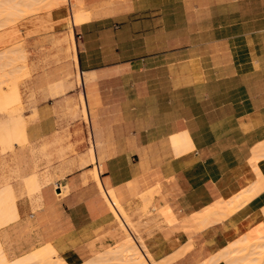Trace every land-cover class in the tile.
I'll return each instance as SVG.
<instances>
[{
  "label": "crops",
  "instance_id": "0c3cea01",
  "mask_svg": "<svg viewBox=\"0 0 264 264\" xmlns=\"http://www.w3.org/2000/svg\"><path fill=\"white\" fill-rule=\"evenodd\" d=\"M82 2L90 19L69 30L77 84L73 89L69 72L44 81L55 99L83 90L87 122L78 117L67 125L66 145L77 156L49 171L54 180L34 171L17 187L29 190L26 179L36 175V196L18 198L9 184L19 218L0 232L5 251L15 259L52 243L73 264L100 254L124 238L101 192L113 189L135 221L149 223L143 236L158 263L227 264L232 242L249 231L264 236V191L239 208L232 202L229 213L235 195L243 201L252 194L241 192L237 172L264 146V0ZM62 104L38 106L30 140L51 143L62 135L52 114ZM20 120L24 135L10 149H20L16 160L26 175L38 165L27 157L25 120L7 118L3 137L12 128L5 124ZM147 208L155 220L142 217ZM257 232L233 246L240 259L249 251L255 257L264 242Z\"/></svg>",
  "mask_w": 264,
  "mask_h": 264
},
{
  "label": "rangeland",
  "instance_id": "374dc122",
  "mask_svg": "<svg viewBox=\"0 0 264 264\" xmlns=\"http://www.w3.org/2000/svg\"><path fill=\"white\" fill-rule=\"evenodd\" d=\"M9 1L11 2L10 6L14 7V8L12 7L10 10L13 9L14 11H16L15 8H17V12L16 13L14 12L15 15L14 14L11 15V16L17 15L16 16L17 18L15 17V20L17 22L15 21L14 24L12 25L14 27L13 33L12 31L7 33L8 31L11 30L10 28H7V27L6 28L3 27V29H0V51H1L0 53L3 52L2 50H7V48L12 50V49H19L20 47L21 49H23V51L21 50L22 53L21 52L19 53H21L22 55H25V59L20 58L21 60H19L18 57H20L21 54L19 56L17 55L18 59L16 58L17 61L15 63L17 62L18 63L16 65H14L15 63H13V66L12 64L10 66H6V63H7L6 61L4 66L5 68L6 67L7 68L6 69L3 68V70L0 72V75L7 74L6 77L4 75V80H9L8 81L9 83L7 82V84H3L4 86L2 85L4 92L5 91L9 92L12 85L17 83L16 85L19 86L21 96H22V105L14 106L12 107L13 109L9 108L7 109V111H5L6 113L5 112L3 113L2 111H0V188L11 184L16 194L18 195V198L22 197L24 194L28 195L29 197H33L37 195V194H34L37 192L29 191L26 188L25 190L17 189V187H21L22 185L21 183H23L25 187V178L31 175L32 173H34V171H37V176L46 175L48 177H52L49 174V171L55 170V167L61 163L70 161L72 159L70 158V155L77 156V153L75 151L70 150V148L66 145V143H68V145L70 144L69 143L70 134L68 132L67 125H69L71 121L75 120L78 117L84 118L87 122V117H86V114L83 113L81 109V105H80V96L83 93V90L81 88L79 89L78 95H76V92H74L75 95L72 97L70 96L71 94L66 93L59 99H55L51 97L50 95H48L47 91L44 89V86H45L44 81L56 78L58 77V75H63L66 72L71 73L68 76V80L72 81L73 89L75 88L77 84L75 77H76V74L78 73V69L75 65V59H74V57L76 58L75 56L76 48L75 49L73 48L72 37L70 35L69 29L66 27V23L70 20L69 16L71 12L70 11L71 7L69 5H65L60 9L51 11V10H46V8H42V5H41L40 10L37 12H34L36 14L31 15L32 13H28L29 9L28 8L26 9L27 11L26 13L23 7L25 6L30 7L31 5L29 6L26 3L29 2V4H31L33 3V0H25V1L24 0H9ZM18 1L19 2L22 1L21 3L24 2L25 5L19 4L18 6V3H19ZM16 2H17V5H16ZM19 7H21L19 12L22 13L20 14L22 17L19 15V12H18ZM2 8H3V5H1V0H0V11L2 10ZM27 14L28 15L30 14V16H28ZM47 14L49 15L47 16ZM4 17L8 18L9 16L8 17L4 16ZM4 17L0 14V24L4 22L3 20ZM19 17H21L22 19ZM44 18L45 19L49 18V19L46 21ZM6 22L7 21H5V23ZM5 23H3L2 25H4ZM1 56L2 55H0V57ZM23 59L26 62H24ZM23 64L25 65V67ZM2 67L3 65L1 66V68ZM26 68L28 69L26 70ZM4 69H5V72H3ZM78 77L79 75L77 76V81H78ZM57 102L61 104L63 103V104L59 108L54 109L52 111V114L56 116V118H58V122H57L58 129H59L58 131L62 133V135L56 134L58 135L57 139H55L54 142H51V143H48L49 141H45L41 139H33V140L31 139L30 140V132L31 133L37 132L36 127H34V125L31 129H29V126H30V123L33 124L36 120L38 106L42 103H45L47 105V104H52V103H57ZM16 116H21V118H23V120H25L27 124V132H28L27 133L28 134L27 150L29 151L28 156H27L28 160L32 161L34 159L38 165V168L36 170L28 169L30 170V172L26 175L21 172L23 169L19 170L18 163L16 160V155L19 153L20 149L18 147L14 149L12 148L13 150L10 149L9 145L5 143V139L3 137L5 135V133L3 132V126H2L3 123L6 121L7 118L16 117ZM14 124H17V123H14ZM64 124H66V126ZM19 125L23 126L22 122L19 121ZM91 147H93V144ZM80 165L83 166L84 164H82L81 162ZM94 168H95V165H94ZM46 170H47V173L41 174L42 171H46ZM52 179L54 180L53 177ZM101 192H102V189H101ZM147 205L151 207L150 203ZM126 213L132 217L131 218L132 221H135L133 219V216L130 213H128L127 210H126ZM152 215H153V212L149 208L145 209L142 213V217H145L150 221H153L156 218V217H152ZM134 224L139 229L138 233L140 235L138 236H141L144 239L145 243L147 244L146 237L143 236L142 230L149 223L148 222L143 223L139 220V221H135ZM158 228L159 229L161 228L160 223H158ZM138 233H133L136 238H137ZM257 234L259 236L262 235L259 232H257ZM253 241L254 240H252V242ZM98 255L99 254L94 255L90 259ZM152 256H153L155 263L160 264L155 259L153 254ZM8 258L10 260L14 259V258H11L9 255H8ZM109 263L113 264L115 262L112 261ZM70 264H73V263H70ZM93 264H96V263H93ZM97 264H100V263H97Z\"/></svg>",
  "mask_w": 264,
  "mask_h": 264
},
{
  "label": "bare ground",
  "instance_id": "6f19581e",
  "mask_svg": "<svg viewBox=\"0 0 264 264\" xmlns=\"http://www.w3.org/2000/svg\"><path fill=\"white\" fill-rule=\"evenodd\" d=\"M25 1V0H24ZM83 0H33V3L29 4L26 3L27 5H31L30 7H23L26 11V9L28 8L29 11L28 13H32L31 15L33 14H36L34 12H37L40 10V7L42 5V8H46V10H57V9H60L62 8L63 6L65 5H69L71 8H70V20L66 23V27L71 31V33H73V30H74V27L79 25L80 23H83L85 22V20L87 19H90L89 16L86 15V13H84L82 7H83ZM165 1V0H164ZM19 2V1H18ZM22 1H20L18 3V6L19 4H22V5H25L24 2L21 3ZM154 2V1H153ZM11 2L9 0H1V5H3V8L2 10L0 11V14L4 17H8V18H3L4 22L7 21L4 25L0 24V29H3L4 28H10L7 33L11 32L13 33L14 31V27L12 26L14 24V22L16 21L15 20V17L17 16H11L14 14V12L16 13L17 12V8H15L16 11H13L10 10L13 6H10ZM13 5V4H12ZM16 5H17V2H16ZM14 8V7H13ZM21 7L18 8V12L20 10ZM22 8V9H23ZM74 8V9H73ZM21 9V10H22ZM42 10V9H41ZM11 12V14H10ZM13 12V13H12ZM45 12V11H44ZM47 12V11H46ZM86 12V11H85ZM24 13V12H23ZM27 13V11H26ZM22 14L19 12V15ZM51 14V13H50ZM15 15V14H14ZM28 15V14H27ZM49 14H47L48 16ZM12 18H11V17ZM21 16V15H20ZM24 16V15H23ZM30 16V14L28 15ZM27 16V17H28ZM14 17V19H13ZM22 17V16H21ZM19 17V18H21ZM17 18V17H16ZM22 19V18H21ZM45 19V18H44ZM49 19V18H48ZM48 19H45L46 21ZM1 20V21H3ZM18 20V19H17ZM20 20V19H19ZM31 20V19H30ZM67 20V18H66ZM29 21V19H28ZM62 21V20H61ZM88 21V20H87ZM10 22V23H8ZM17 22V21H16ZM58 24V23H57ZM46 26V25H45ZM37 28V27H36ZM52 29V28H51ZM38 30V29H37ZM39 31V30H38ZM41 31V30H40ZM6 33V34H7ZM16 33V31H15ZM40 33V32H39ZM245 41V40H244ZM243 42V41H242ZM239 46V45H238ZM234 47V46H233ZM18 48V47H17ZM236 48V47H235ZM241 48V47H240ZM23 49H21L19 47V49H8L7 50H2L3 52L0 53V55H2L0 57V72L3 70V68H5L4 64L6 63V66H10L12 64L13 66V63H15L17 61V59L19 58V60H21L20 58H24L25 59V55H22V51ZM240 50V49H239ZM1 52V51H0ZM21 52V53H19ZM21 54V55H20ZM20 55V57L18 56ZM22 56V57H21ZM18 57V58H17ZM17 58V59H16ZM23 59V60H24ZM5 60V61H4ZM22 60V61H23ZM4 61V63H3ZM20 61V62H22ZM24 62H26L24 60ZM23 62V63H24ZM18 63V62H17ZM17 63H15L14 65H16ZM26 64V63H25ZM3 65V67L1 68V66ZM24 65V64H23ZM25 67V65H24ZM7 68V67H6ZM5 68V69H6ZM19 68V67H18ZM23 68V67H22ZM5 69L3 72H5ZM28 68H26L27 70ZM23 70V69H22ZM2 72V73H3ZM21 72V71H20ZM25 72V71H24ZM11 73V72H9ZM17 74V72H16ZM5 75V74H4ZM4 75H0V111H2L3 113L5 111H7V109L9 108H12L14 106H18L21 104L22 102V96H21V92H20V88L18 85L16 84H13L11 89L9 90V92H4V89H3V84H7V82L9 80H4ZM7 75V74H6ZM5 75V77H6ZM15 75V74H14ZM12 76V74H11ZM18 76V75H17ZM13 78V77H12ZM14 81V80H12ZM9 83V82H8ZM13 83V82H11ZM3 85V86H2ZM13 109V108H12ZM6 113V112H5ZM8 113V112H7ZM21 122V120H20ZM17 124H13V122H7L5 125H11L12 124V128H11V132L8 133V135L6 136V139H5V143L9 145V147H11V144L13 142L14 139L17 138V140L20 142V139L23 137L24 135V131L20 128V125H19V121L16 122ZM9 127V126H8ZM180 137V136H179ZM182 139L179 140L176 139L175 142L177 143L176 146L180 145L179 147H182ZM4 143V144H5ZM175 146V145H174ZM178 147V148H179ZM262 147V148H261ZM256 152H255V158L253 160H251L252 162L250 163L251 165L249 167L253 168L251 169L250 171H248L249 167L246 169V170H243V171H239L237 172V176L240 180V183H241V186H242V191L241 192H244V193H252L250 196L248 195L247 199H243V201H240V200H235L233 201V199L236 197H238L239 193L237 195H235V197H233V199L229 202H231L232 206L234 207V205H236L235 207L237 208L240 204L242 205V203H245L246 200H250V197L251 198H254L256 195H258V193H262L264 191V146H261ZM177 148V149H178ZM183 148V147H182ZM185 149V148H184ZM183 151V150H182ZM255 162L256 164L258 163V166H256V164L254 163V165L252 166V163ZM255 170V171H254ZM254 172V173H253ZM256 172V173H255ZM26 186L27 188L30 190V191H35V192H38L40 191L41 187H42V184L40 183V181L38 180L37 176L34 175V176H31L30 178L26 179ZM68 192V187L67 186H64V192L63 193H67ZM62 193V194H63ZM102 194L104 195L114 217L116 218V220L119 222L120 226H121V229L123 231V234H124V238L121 240V241H118L117 243H115L114 245L110 246L109 248L105 249L104 251H102L98 256L92 258V259H88L86 260L84 263L85 264H93V263H107V264H110L109 262H112L114 261L115 263L113 264H154L155 261L153 259V256H152V252L150 251L148 245L145 243L144 239L141 237V236H138L140 235L138 233V228L137 226H135L134 222L135 221H132V217L130 215H128L126 213V210H125V207H124V204L122 205V203L120 202L116 192L112 189V190H109L108 192L107 191H104L102 189ZM240 195H243L242 193H240ZM143 197H146L145 194ZM151 197V196H150ZM230 200V199H229ZM248 200V202H249ZM146 201V200H145ZM229 202L228 203V206H229ZM234 202V205L233 203ZM238 202V203H237ZM240 202V203H239ZM242 202V203H241ZM144 203V202H143ZM247 203V202H246ZM245 203V204H246ZM148 207V206H147ZM219 207V206H218ZM224 207V206H222ZM232 208L230 207L229 209V213H231V211L233 209H236V208ZM240 207V206H239ZM238 207V208H239ZM37 208V207H36ZM41 208V207H40ZM229 208V207H228ZM214 209V208H213ZM226 211V210H224ZM235 211V210H234ZM219 212V211H218ZM217 212V214H218ZM223 212V211H222ZM111 213V212H110ZM212 213V212H210ZM232 213H234L232 211ZM264 213V211H263ZM223 214V216H226L224 213H220V215ZM210 215V214H209ZM214 215V214H213ZM216 215V214H215ZM230 215V214H229ZM134 216V215H133ZM202 216V215H200ZM218 216V215H217ZM216 216V219H218ZM171 217V216H170ZM212 217V216H211ZM215 217V216H214ZM219 217V216H218ZM19 218L18 216V208H17V197H16V194L13 190V188L10 186V185H6L5 187L1 188L0 189V231L3 230L5 227H7L8 225H10L11 223H13L15 220H17ZM220 218V217H219ZM197 219V218H196ZM211 219H214V218H211ZM198 220V219H197ZM221 220V219H220ZM218 219V221H220ZM172 220H168L167 221V224H172L171 223ZM192 221V220H191ZM209 221V220H208ZM215 221V220H214ZM169 222V223H168ZM193 222V221H192ZM196 222V221H195ZM206 222V221H205ZM217 222V221H216ZM176 223V222H175ZM189 223V222H187ZM197 223V222H196ZM183 224V223H182ZM185 224V223H184ZM183 224V225H184ZM191 224V223H190ZM183 225L181 226L182 228ZM188 225V224H187ZM186 227H189L187 226ZM206 225V224H204ZM166 226H169V225H166ZM192 226V225H190ZM179 227V226H178ZM258 227V225H257ZM166 228V227H165ZM171 228V226H170ZM175 228V227H174ZM259 228L261 229L262 228V225L259 226ZM179 229V228H178ZM177 229V230H178ZM185 229V228H184ZM183 229V230H184ZM187 229V228H186ZM189 229H192L191 227ZM188 229V230H189ZM198 229V228H196ZM254 229V228H253ZM252 229V231H253ZM256 229V228H255ZM254 229V230H255ZM175 230V229H174ZM181 230V229H180ZM176 231V230H175ZM186 231V230H185ZM184 231V232H185ZM192 231V230H191ZM264 231V229L262 230ZM179 232V231H178ZM189 232V231H187ZM257 232V231H256ZM256 232H251V233H256ZM259 232V231H258ZM261 232V231H260ZM133 233H138L137 234V238L134 236ZM193 233H195L193 231ZM192 233V234H193ZM248 233V232H247ZM254 234H251L250 235V231L249 233L247 234L248 237L244 236L241 237L242 238V241L240 238L239 241H241V247H242V244L243 242H246V241H249V238H253L254 239ZM189 235V234H188ZM188 235H186L188 237ZM194 235V234H193ZM258 237V235H255ZM246 237V238H245ZM256 237V238H257ZM192 238V237H191ZM190 238V239H191ZM264 238V236H263ZM263 238L260 239V236H259V239L262 240ZM189 239V240H190ZM252 240V239H251ZM251 240L250 242L248 243H251ZM264 240V239H263ZM239 241H235V242H232L231 246L229 245L228 249L226 248L225 249V257L223 255V258L226 259V261L229 263V264H264V242L262 243H258L259 240H255L254 243L257 244L256 245V248L254 249V247H251L252 251L253 249L255 250V252H253V255H255V257L253 256V258L249 259L248 256H250V252L249 251V255L246 257H241V259L239 258L241 254L238 253V251H236V249L234 250L233 246L235 245V248H239ZM190 242V241H188ZM187 242V243H188ZM238 245H237V243ZM186 243L185 246H187L188 244ZM235 243V244H233ZM253 243V242H252ZM239 246V247H236ZM244 245V244H243ZM187 248V247H186ZM186 248H183V249H186ZM189 248V247H188ZM246 248V247H245ZM181 249V248H180ZM250 249V248H249ZM245 250V249H244ZM183 251V250H182ZM181 251V253H182ZM187 251V250H186ZM242 251V250H241ZM248 251V250H247ZM147 252V254H146ZM223 252V251H222ZM221 252V253H222ZM233 252H237V254L233 253ZM164 253V252H163ZM177 253V252H176ZM175 253V254H176ZM187 253V252H186ZM224 253V252H223ZM233 253V255H237V258L233 257V255H231ZM248 254V252H246ZM220 254V253H219ZM218 255H216V260H213V261H217V260H221L220 258H222V256L220 257ZM173 256H175L174 254H172ZM171 255V256H172ZM252 255V254H251ZM219 259H218V257ZM239 256V257H238ZM214 258V257H213ZM174 259V258H173ZM238 259V260H237ZM211 260V259H210ZM209 260V261H210ZM168 261H171V258L170 260ZM211 261V262H213ZM239 261V262H238ZM242 261V262H241ZM167 261H165L166 263ZM70 264L68 262V260L65 258V256L63 254L60 253V251L55 248L53 246L52 243H49L47 245H44L38 249H36L35 251L31 252V253H28V254H25V255H22L18 258H15V259H12L10 260L8 258V255L4 249V246H3V243H2V240L0 238V264ZM84 263H81V264H84ZM102 263V264H103ZM169 263V262H167ZM166 263V264H167ZM172 263V262H171ZM208 263V261H207ZM227 263V264H228ZM112 264V263H111ZM157 264V263H155ZM161 264V263H160Z\"/></svg>",
  "mask_w": 264,
  "mask_h": 264
}]
</instances>
